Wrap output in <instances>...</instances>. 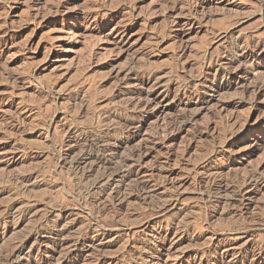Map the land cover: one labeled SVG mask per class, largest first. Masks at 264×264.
<instances>
[{"label":"rangeland","instance_id":"rangeland-1","mask_svg":"<svg viewBox=\"0 0 264 264\" xmlns=\"http://www.w3.org/2000/svg\"><path fill=\"white\" fill-rule=\"evenodd\" d=\"M262 83L264 0H0V264H264Z\"/></svg>","mask_w":264,"mask_h":264},{"label":"bare ground","instance_id":"bare-ground-1","mask_svg":"<svg viewBox=\"0 0 264 264\" xmlns=\"http://www.w3.org/2000/svg\"><path fill=\"white\" fill-rule=\"evenodd\" d=\"M256 45H257V44H256ZM251 64H252V62H251ZM251 64H250V65H251ZM259 64H260V63H259ZM212 66H213V65H212ZM251 66H252V65H251ZM257 68H258V67H257ZM257 68H256V70H257ZM228 70H229V69H228ZM230 71H231V69H230ZM223 72H224V71H223ZM223 78H224V76H223ZM228 78H229V77H228ZM153 79H154V78H153ZM216 84H217V83H216ZM262 84H263V83H262ZM262 84H261V86H264V84H263V85H262ZM215 86H216V85H215ZM257 86H258V84H257ZM257 86H256V87H257ZM259 86H260V85H259ZM213 87H214V86H213ZM216 87H217V86H216ZM165 88H166V87H165ZM221 88H224V87H219L218 89H215V88H214V89H215L214 91L218 92V91L221 90ZM259 88H260V87H259ZM261 88H262V87H261ZM175 89H176V88H175ZM177 89H178V88H177ZM257 89H258V88H257ZM171 91H172V90H171ZM252 91H253V90H252ZM166 92H167V91H166ZM250 92H251V91H250ZM187 93H188V92H187ZM254 93H255V92H254ZM257 93L264 94V92H262L261 89H260L259 91H257V92H256V96L254 95L255 98H256V99H254V102H256V100H257V99L259 98V96H260V94L257 95ZM188 94H189V93H188ZM251 95H252V93H251ZM161 96H162V95H161ZM165 96H166V95H165ZM178 96H179V95H178ZM252 96H253V95H252ZM189 97L191 98V96H189ZM253 98H254V97H253ZM191 99H192V98H191ZM258 101H259V100H258ZM204 102H205V101H204ZM254 102H253V103H254ZM200 103H201V102H200ZM254 104H255V103H254ZM251 105H253V104L251 103ZM149 106H150V105H149ZM224 106H225V105H224ZM147 108H148V107H147ZM189 117H191V116L189 115ZM189 117H188V118H189ZM192 117H193V116H192ZM183 120L185 121V119H183ZM186 120H187V119H186ZM189 120H190V119H189ZM173 121H175V119H174ZM177 121H178V119H177ZM177 121H176V123H177ZM263 121H264V120H263ZM182 122H183V121H182ZM182 122H180V124H181ZM246 122L248 123L249 121L246 120ZM169 123H171V122H169ZM173 124H174V123H173ZM262 124H263V123H262ZM166 125H167V124H166ZM171 125H172V124H171ZM171 125H169V127H170ZM174 125H175V124H174ZM137 126H138V125H137ZM178 126H180V125H178ZM257 126H258V125H257ZM163 127H165V126H163ZM163 127H162V128H163ZM172 127H173V126H172ZM182 127H184V126H182ZM162 128H160V129H162ZM176 128H178V127L176 126ZM180 128H181V127H180ZM165 129H166V128H164L163 130H165ZM168 129H169V128H168ZM172 129H175V128H172ZM172 129H171V130H172ZM242 129H243V128H242ZM253 129H254V128H253ZM139 130H140V129H139ZM157 131H158V129H157ZM159 131H160V130H159ZM172 131H173V130H172ZM162 132H163V131H162ZM165 132H166V131H165ZM168 132H169V131H168ZM168 132H167V133H168ZM163 133H164V132H163ZM231 133H233V132H231ZM159 134H161V133H159ZM159 134H158V135H159ZM161 135H162V134H161ZM163 136L165 137V135H163ZM200 136H201V135H200ZM222 137H224V136H222ZM222 137H218V138L221 139ZM228 137H229V136H228ZM230 137H231V136H230ZM165 138H166V137H165ZM224 138H225V137H224ZM171 139H172V138H171ZM163 140H164V139H163ZM164 141H165V140H164ZM226 143H227V142H226ZM221 147H222V146H221ZM221 147H220V148H221ZM224 148H225V147H224ZM139 154H140V152H139ZM214 154H215V152H214ZM219 155H220V154H219ZM210 160H211V159H210ZM224 160H225V158H224ZM205 161H206V160H205ZM207 162H208V161H207ZM246 177H249V176H246ZM239 178H240V177H239ZM241 179H242V178H241ZM241 179H240V181H241ZM243 179H244V177H243ZM245 179H246V178H245ZM233 180H234V179H233ZM213 181H214V180H213ZM234 181L237 182L236 179H235ZM261 181H262V180H261ZM261 181H260V182H261ZM209 182H210V181H209ZM211 182H212V181H211ZM211 182H210V183H211ZM244 182H245V184L248 183V184H250V185H251V184L253 185V184H257V183H258V181L254 179V177H249V178H247L246 181H244ZM212 183H213V182H212ZM214 183H216V182H214ZM214 183H213V184H214ZM237 183H238V182H237ZM240 183H241V182H240ZM242 183H243V181H242ZM207 184H209V183L207 182ZM225 184H226V183H225ZM261 184H262V183H261ZM230 185H231V184H230ZM238 185H239V184H238ZM240 185H241V184H240ZM246 185H247V184H246ZM246 185H245V186H246ZM263 185H264V184H263ZM208 186L211 187V185H207V187H208ZM215 186H216V185H215ZM215 186H214V187H215ZM218 186H219V185H218ZM223 186H225V185H223ZM233 186H234V185H233ZM242 186H243V184H242ZM242 186H241V187H242ZM255 186H256V185H255ZM226 187H227V186H226ZM229 187H230V186H229ZM237 187H238V186H237ZM257 187H258V185H257ZM244 188H245V187H244ZM207 189H208V188H207ZM210 189H211V188H210ZM217 189H218V188H217ZM217 189H216V190H217ZM224 189H225V188H224ZM232 189H233V188H232ZM234 189H235V188H234ZM236 189H237V188H236ZM246 189H247V188H246ZM249 189H250V188H249ZM219 190H220V189H219ZM217 191H218V190H217ZM225 191H226V190H225ZM229 191H230V190H229ZM223 192H224V191H223ZM241 192H242V190H241ZM241 192H240V193H241ZM243 192H244V191H243ZM227 193H228V192H227ZM240 195H241V194H240ZM240 195H239V196H240ZM241 196H242V195H241ZM240 199H241V198H240ZM236 200H237V199H236ZM234 202H235V201H234ZM240 203H241V202H240ZM168 207H169V206H168ZM164 209H165V208H164ZM166 211H167V210H166ZM162 212H163V211H162ZM162 212H161V214H162ZM13 254H14V252H13ZM13 254H12V255H13ZM16 255H17V254H16ZM13 256H14V255H13ZM18 256H19V255H18ZM8 257H9V256H8ZM11 257H12V256H11ZM6 260H7V259H6ZM6 260H5V262H6ZM3 262H4V261H3ZM10 262H11V260H10ZM11 263H12V262H11ZM5 264H9V261H7V263H5Z\"/></svg>","mask_w":264,"mask_h":264}]
</instances>
